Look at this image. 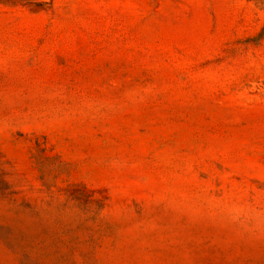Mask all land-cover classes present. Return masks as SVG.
<instances>
[{
	"label": "rangeland",
	"instance_id": "rangeland-1",
	"mask_svg": "<svg viewBox=\"0 0 264 264\" xmlns=\"http://www.w3.org/2000/svg\"><path fill=\"white\" fill-rule=\"evenodd\" d=\"M0 264H264V0H0Z\"/></svg>",
	"mask_w": 264,
	"mask_h": 264
}]
</instances>
